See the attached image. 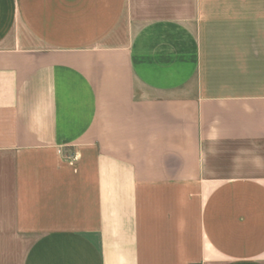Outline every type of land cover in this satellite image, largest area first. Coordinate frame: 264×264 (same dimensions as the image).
Segmentation results:
<instances>
[{
    "label": "crops",
    "instance_id": "crops-1",
    "mask_svg": "<svg viewBox=\"0 0 264 264\" xmlns=\"http://www.w3.org/2000/svg\"><path fill=\"white\" fill-rule=\"evenodd\" d=\"M236 142L264 146V0H0V264H264Z\"/></svg>",
    "mask_w": 264,
    "mask_h": 264
},
{
    "label": "rangeland",
    "instance_id": "rangeland-1",
    "mask_svg": "<svg viewBox=\"0 0 264 264\" xmlns=\"http://www.w3.org/2000/svg\"><path fill=\"white\" fill-rule=\"evenodd\" d=\"M261 144L259 143H226L222 145V149L229 152L226 155V159H223L220 163L223 174L228 175H248V176H259L263 174L262 168L257 165L252 164V159L260 156ZM264 149V146H262ZM228 157L232 159H237L238 163L235 166L232 160H228Z\"/></svg>",
    "mask_w": 264,
    "mask_h": 264
}]
</instances>
